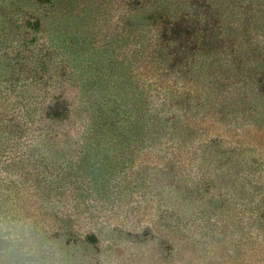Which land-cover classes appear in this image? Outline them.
<instances>
[{
    "label": "rangeland",
    "instance_id": "374dc122",
    "mask_svg": "<svg viewBox=\"0 0 264 264\" xmlns=\"http://www.w3.org/2000/svg\"><path fill=\"white\" fill-rule=\"evenodd\" d=\"M0 217L43 264H264V0H0Z\"/></svg>",
    "mask_w": 264,
    "mask_h": 264
},
{
    "label": "clouds",
    "instance_id": "9594fccd",
    "mask_svg": "<svg viewBox=\"0 0 264 264\" xmlns=\"http://www.w3.org/2000/svg\"><path fill=\"white\" fill-rule=\"evenodd\" d=\"M0 241L7 242L9 250L36 257L26 264H43L39 259L40 252L47 251L46 247L37 243L32 236L30 225L26 221H13L0 217ZM2 251V249H0ZM47 264H60L59 254L56 253Z\"/></svg>",
    "mask_w": 264,
    "mask_h": 264
}]
</instances>
